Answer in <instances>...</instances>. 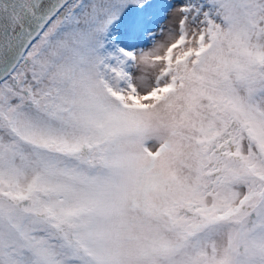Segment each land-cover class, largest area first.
I'll return each instance as SVG.
<instances>
[{
  "label": "snow or ice",
  "instance_id": "obj_1",
  "mask_svg": "<svg viewBox=\"0 0 264 264\" xmlns=\"http://www.w3.org/2000/svg\"><path fill=\"white\" fill-rule=\"evenodd\" d=\"M0 264H264V0H0Z\"/></svg>",
  "mask_w": 264,
  "mask_h": 264
}]
</instances>
